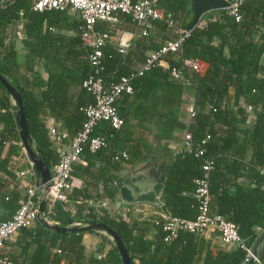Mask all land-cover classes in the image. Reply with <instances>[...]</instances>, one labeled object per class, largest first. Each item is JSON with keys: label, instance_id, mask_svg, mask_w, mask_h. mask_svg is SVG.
Returning <instances> with one entry per match:
<instances>
[{"label": "trees", "instance_id": "trees-1", "mask_svg": "<svg viewBox=\"0 0 264 264\" xmlns=\"http://www.w3.org/2000/svg\"><path fill=\"white\" fill-rule=\"evenodd\" d=\"M33 1L9 0L0 8V74L19 93L31 146L50 170L85 121L83 110L93 104L82 87L92 73L87 60L91 50L81 41L83 23L73 11H33ZM156 7L171 15L173 27L156 20L145 36L129 15L114 14L116 29L123 24L135 31L124 55L107 44L100 48L99 77L104 85L136 73L149 53L173 41L176 28L185 29L191 19L189 0H156ZM239 13L238 22L224 11L204 14L176 52L162 57L167 69L153 66L129 81L131 92L119 94L113 102L122 125L113 130L105 121L97 123L90 136L102 138L105 147L89 152L83 146L82 164L73 165L72 178L81 185L65 191V196L74 214L55 203L48 218L60 225L104 224L118 235L132 264H244L245 252L239 247L213 251L209 241L186 231L178 230L164 241L161 217L132 215L131 206L119 203L114 186L118 170L148 166L153 178L163 180L168 216L194 220L195 181L202 177L203 162L210 160L209 215L231 222L245 248L254 246L264 231V171L259 172L264 169V0L244 1ZM17 22L24 34L21 63L11 41L4 46ZM183 60L205 67L195 73L182 66ZM172 68L181 78L170 75ZM189 104L192 116L187 113ZM13 109L0 85V169L9 179L6 166L21 151ZM46 117L53 120L54 135L48 134ZM184 134L190 137L189 147L181 145L174 153L168 143L182 142ZM197 149L202 154L195 157ZM89 200L106 201L107 206L95 209L85 204ZM18 232L25 242L14 264L82 262V233L59 235L39 225ZM257 259L264 264V244ZM86 264L121 261L113 248L104 259L90 257Z\"/></svg>", "mask_w": 264, "mask_h": 264}, {"label": "built area", "instance_id": "built-area-1", "mask_svg": "<svg viewBox=\"0 0 264 264\" xmlns=\"http://www.w3.org/2000/svg\"><path fill=\"white\" fill-rule=\"evenodd\" d=\"M7 1L9 0H0V3ZM244 1L246 0H224L225 7L221 11L226 12L234 21L238 22L240 19L239 8ZM31 9L38 12L67 9L76 12L83 23L80 35L81 41L84 46L91 50L87 60L92 73L83 81L82 87L93 98V104L83 110L85 121L80 130L70 139L67 151L61 155L57 164L50 169V178L47 182L48 193L45 197V218L48 221V216L52 214L55 203L64 204L63 210L69 213L70 216L74 214V207L67 202L65 196V191L72 187L73 165L82 163L80 155L83 146H87L89 152H95L105 147L102 138L90 136L92 128L97 123L105 121L113 130H118L122 125V121L116 115L113 106L115 97L121 93H130L129 81L134 77L141 76L149 68L159 66L167 69L168 66L162 57L166 54L175 53L190 30L176 28V38L165 43L158 51L149 53L136 73L121 76L115 84L106 86L99 77L100 48L112 39L115 42L116 53L124 55L130 42V39H128L129 34L116 30L117 18L114 14L124 13L129 15L131 20L139 27L142 36L146 35L147 30L151 29L152 22L156 20H162L167 27H173L171 15L158 9L156 0H34ZM100 23L105 24V27L97 28ZM200 63L196 60H183L182 66L195 73H201ZM170 75L174 78H181L179 72L173 68L170 69ZM187 113L188 116L193 115L191 104L187 106ZM48 133L54 135V129H49ZM206 139L207 137L201 141V144ZM189 142V135L184 134L181 145L188 148ZM16 144L21 147V153L25 158L27 168L24 171L17 170L14 174L16 178L28 176L32 183L25 190L22 201L17 205L11 216L0 221V251L5 243L9 242L20 229H30L35 226L37 203L43 195V185L37 180L32 164L28 160L21 143ZM201 154L202 150L197 149L194 155L198 157ZM121 157L126 158V154L122 153ZM201 169L203 174L200 179L195 181L196 189L193 193V197L198 202L197 216L194 220L188 221L160 213L161 229L167 233L164 241L173 238L178 230L186 231L198 237L209 231H216L221 246L228 249L239 247L245 252L244 264L249 259H252L255 264H259L257 257L252 256L251 249L245 248L241 244L236 227L231 222L218 215H209L206 179L207 173L211 169V161L205 160ZM263 171L264 169H261L259 172L262 173ZM85 204L95 209L107 206L106 201L92 202L89 200L85 201ZM0 264L14 263L5 257H0Z\"/></svg>", "mask_w": 264, "mask_h": 264}, {"label": "water", "instance_id": "water-1", "mask_svg": "<svg viewBox=\"0 0 264 264\" xmlns=\"http://www.w3.org/2000/svg\"><path fill=\"white\" fill-rule=\"evenodd\" d=\"M191 9V19L185 30H190L196 26L200 18L212 11H221L225 7L224 0H189ZM5 5L0 3V8ZM0 85L4 89L6 95L11 99L14 107V120L19 136V141L23 150L32 164L35 176L39 183L43 185V195L37 203L36 222L44 229L53 233L64 235L67 233H84V232H99L108 236L113 247L118 254L121 264H132L127 251L125 250L122 241L116 233L102 223L80 222L77 224H67L66 226H58L51 224L45 218V197L48 193L47 182L50 178V170L42 162L37 155L36 150L31 146V139L25 123V117L22 110L21 98L14 87L0 74ZM148 167V166H147ZM147 168L134 175H126L119 181L114 182L117 190L118 200L123 205L148 204L158 209L162 214L168 216V213L162 202V183L161 178L155 179L146 173ZM264 244V231H262L254 246L251 248L253 257L258 256V250ZM246 264H254L252 259H249Z\"/></svg>", "mask_w": 264, "mask_h": 264}, {"label": "crops", "instance_id": "crops-1", "mask_svg": "<svg viewBox=\"0 0 264 264\" xmlns=\"http://www.w3.org/2000/svg\"><path fill=\"white\" fill-rule=\"evenodd\" d=\"M74 13L77 15L76 12H74ZM20 24H21L20 22H17L12 27V32L10 34V37H9V39H7L4 42V46H6L8 44V42L11 41V43L14 46V50H15L17 60H18V62L21 63V61L23 60L24 50L22 49L20 42H21V39L24 38V34H23V30H22ZM97 26H98L97 28L100 29V28L105 27V24L100 23ZM116 30L119 32L121 31V32L129 34L128 39H131L130 35H133L131 33V31H135V27L132 25L119 24V25H117ZM114 43L115 42L111 39L106 44H107V46H109L115 50ZM199 66L201 68V73H202L205 65L203 63H200ZM6 80L9 82L8 79H6ZM8 99H9L10 105L13 107V103H12L11 99L9 97H8ZM45 121H46V125L48 127V130L53 129V127H52L53 120L49 117H46ZM181 143L182 142L180 140L174 139L168 143V147L170 149H172V151L175 153L179 149V147L181 146ZM79 164H82V163H79ZM26 168H27V165L25 163V158L20 151V153L17 156H14L11 158V160L8 162V164L6 166V170L11 173L12 179L7 178L6 175L3 174L2 170L0 169V221L6 220L11 216L13 211L16 209L17 205L22 201L24 194H25V190L32 183L31 179H29L28 176H24L22 178H16V176L14 174L15 171H17V170L24 171V170H26ZM146 168H147L146 173L148 175H150L149 167L144 166L143 168H140V169L136 168L134 171H131V172L126 171V170H118L116 172V178L118 180H121L126 175H134L140 171H143ZM80 185H81V182L78 179H76V178L72 179V187L78 188V187H80ZM150 206L151 205H148V204L132 205L131 206V214L134 216H139L140 218L143 215H149V214L154 215V216L155 215L159 216L161 212L153 210ZM48 221L51 224H55L58 226H66L67 224L70 223V222L66 221L64 225H60L59 221H54V220H51L50 218ZM74 223H77V222H73L71 224H74ZM36 225H39V224L36 222L35 226ZM201 238L205 239V241L210 242L209 247L213 251H215L217 249H222V250L228 249V248H225L219 244L216 231H209V232L205 233L204 235H202ZM23 242H25L24 236H23L22 232H18L17 234H15L13 236V238L9 242L5 243L4 247L0 251V257H5L8 260L14 261V262L18 261L17 257L20 254V252L22 251L21 247H22ZM81 244L83 246V259H82L81 264H86L87 260L90 257L95 258V259H104L108 255V253L114 248L111 239L108 236H106L105 234L99 233V232H84V233H82ZM30 249H31V247L28 248L27 251H30Z\"/></svg>", "mask_w": 264, "mask_h": 264}]
</instances>
